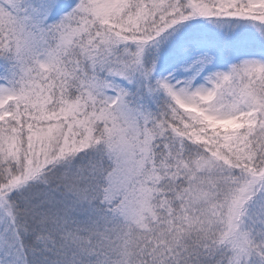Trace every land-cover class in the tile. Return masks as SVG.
<instances>
[{
    "label": "snow or ice",
    "instance_id": "6c2138e0",
    "mask_svg": "<svg viewBox=\"0 0 264 264\" xmlns=\"http://www.w3.org/2000/svg\"><path fill=\"white\" fill-rule=\"evenodd\" d=\"M0 264H264V0H0Z\"/></svg>",
    "mask_w": 264,
    "mask_h": 264
}]
</instances>
